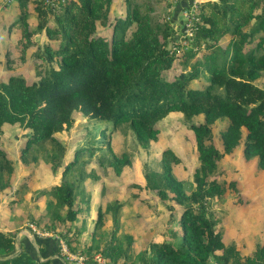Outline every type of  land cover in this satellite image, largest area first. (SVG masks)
Segmentation results:
<instances>
[{"label": "trees", "instance_id": "16d2710c", "mask_svg": "<svg viewBox=\"0 0 264 264\" xmlns=\"http://www.w3.org/2000/svg\"><path fill=\"white\" fill-rule=\"evenodd\" d=\"M17 2L20 15L14 23L23 27L24 49L27 42L35 43V37L45 33L49 41L43 51L48 61L58 55L59 62L57 66L45 62L33 83L12 75L0 84V132L5 123L25 122L29 146L71 128L75 112L80 111L96 123H127L138 140L149 143L158 138V122L170 112L179 111L189 121L203 116L202 122L190 125L200 160L191 194H185L184 182L173 173L179 157L172 149L164 152L159 193H175L184 207L178 213L175 206L171 212L174 240H151L140 254L142 264H264V242L253 254L243 256L235 245L225 244L208 209V199L224 192L210 175L223 155L240 145L245 132L244 155L257 158L264 170V88L255 83L264 74V0L198 2L200 13L191 22L192 36L185 37L191 47L180 62H176L178 50H169L167 41L160 40L137 0H125L128 13L114 21L110 37L96 29L107 24L112 0L58 1V7L47 0ZM31 3L34 21L27 11ZM253 19L254 27L245 31ZM226 34L231 37L222 45ZM255 34L258 41L253 46ZM57 36L62 41L54 50L50 41ZM175 63L181 72L170 79ZM194 80L201 85H193ZM223 118L229 124L222 133L221 151L213 143L212 126ZM94 150L91 155L96 154ZM83 152H76L63 169L61 184L53 187L67 205L69 219L81 211L73 209L76 180L68 178L77 174L80 181L87 176ZM130 164L127 153H112L111 166L117 173ZM121 207L119 203L114 210L117 221ZM99 220L103 221L102 214ZM67 236L64 232L65 240ZM179 238L182 242L176 245ZM114 242L110 238L104 243L107 264H125L120 257H129L130 245ZM84 254L90 259L94 255ZM0 264H51V260H36L23 247L17 251L14 236L0 230Z\"/></svg>", "mask_w": 264, "mask_h": 264}, {"label": "rangeland", "instance_id": "374dc122", "mask_svg": "<svg viewBox=\"0 0 264 264\" xmlns=\"http://www.w3.org/2000/svg\"><path fill=\"white\" fill-rule=\"evenodd\" d=\"M137 3L149 15L160 40L167 41L169 50H178L176 62L182 61L184 51L191 47L185 37L192 36L191 22L199 17L198 1L137 0ZM27 11L30 21H34L32 3ZM259 12L257 8L255 13ZM127 13L125 0H112L108 22L99 24L97 33L110 37L114 21ZM19 15L17 0H0V84L12 75H21L27 83H33L39 80V71L44 70L45 62L55 66L59 62L58 55L52 62L48 61L43 51V44L49 41L45 33L36 36L35 43L26 41L24 49L23 27L14 23ZM254 23L255 19L244 26V30L251 31ZM257 36L254 35L253 46L258 41ZM230 37L226 34L221 44L226 45ZM61 41V36L50 41L54 50ZM37 52L43 53L45 59ZM175 64V69L168 74L170 79L181 72L180 64ZM192 83L201 85L198 80ZM255 83L264 88V74ZM74 117L73 126L57 133L54 139L29 146L30 130L25 122L3 125L0 132V214H5L6 208L11 209L12 225L17 227L9 232L13 236L21 235L24 230L36 237L55 235L59 241L58 252L63 257L62 245H65L73 254H101L105 258L104 243L112 238L114 243L124 247L130 245L129 257H120L122 263L142 264L144 259L140 254L151 240H174L171 212L176 210L175 206L178 213L184 207L175 193H159L164 152L172 149L179 157L173 164V173L184 182L185 194H191L196 187L194 173L200 160L190 125L204 118L196 116L189 121L179 111L170 112L158 122V138L143 143L127 123H96L80 111H76ZM228 124L229 120L223 118L212 126L213 143L221 151H224L222 133ZM245 137L246 132L240 145L232 153L224 154L210 175L222 185L224 192L208 199V209L225 244L235 245L243 256H248L264 242V170L259 167L257 158L245 157ZM92 148L95 155H91ZM79 149H84L82 160L87 176H82L80 181L77 174L68 178L76 180L73 182L76 186L73 209H81L74 219H69L68 207L54 194L53 187L61 184L65 165L74 159ZM112 153H127L131 164L117 173L111 166ZM119 203L122 207L117 221L114 210ZM101 214L102 222L99 220ZM64 232L68 235L66 240ZM68 242L75 249H71ZM174 242L178 245L182 239ZM65 260L72 264L71 260Z\"/></svg>", "mask_w": 264, "mask_h": 264}, {"label": "crops", "instance_id": "0c3cea01", "mask_svg": "<svg viewBox=\"0 0 264 264\" xmlns=\"http://www.w3.org/2000/svg\"><path fill=\"white\" fill-rule=\"evenodd\" d=\"M4 212L5 214H0V230L6 233L13 232L17 227L12 225L11 209L6 208ZM14 237L17 251L23 247L36 260H51V264H69L58 252L55 235L36 237L31 231L24 230L21 231V235L16 233Z\"/></svg>", "mask_w": 264, "mask_h": 264}, {"label": "built area", "instance_id": "2783aa9c", "mask_svg": "<svg viewBox=\"0 0 264 264\" xmlns=\"http://www.w3.org/2000/svg\"><path fill=\"white\" fill-rule=\"evenodd\" d=\"M58 1L65 0H47V2L53 7H58ZM62 250L64 253V257L68 260H71L72 264H107L106 259L101 254H95L90 259L84 253L73 254L65 245H62Z\"/></svg>", "mask_w": 264, "mask_h": 264}, {"label": "water", "instance_id": "95a60500", "mask_svg": "<svg viewBox=\"0 0 264 264\" xmlns=\"http://www.w3.org/2000/svg\"><path fill=\"white\" fill-rule=\"evenodd\" d=\"M198 2H211V1H215V0H196Z\"/></svg>", "mask_w": 264, "mask_h": 264}]
</instances>
